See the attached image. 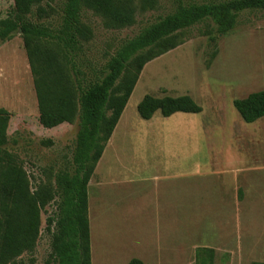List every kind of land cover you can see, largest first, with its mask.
I'll return each instance as SVG.
<instances>
[{
    "label": "rangeland",
    "instance_id": "rangeland-1",
    "mask_svg": "<svg viewBox=\"0 0 264 264\" xmlns=\"http://www.w3.org/2000/svg\"><path fill=\"white\" fill-rule=\"evenodd\" d=\"M221 0H157L138 8L135 23L113 28L85 9L92 30L78 64L87 78L101 75L120 45L179 4ZM14 0H0V20ZM34 24L56 30L64 0L41 4ZM138 5V3H137ZM182 43L148 62L126 108L95 165L89 183L92 264H196V250H215V264H264V118L243 121L233 101L264 89V10L240 14L236 27L219 33L203 22L180 34ZM64 60L62 47L41 38ZM216 55L211 59V55ZM72 81L75 91L76 86ZM190 95L197 114L156 112L142 119L137 105L147 95ZM0 108L11 113L5 149L24 167L32 192L46 189L54 199L42 212L41 235L24 264L53 260L47 218L56 213L57 177L70 171L79 123L47 129L39 122L33 77L23 38L17 31L0 39Z\"/></svg>",
    "mask_w": 264,
    "mask_h": 264
},
{
    "label": "trees",
    "instance_id": "trees-1",
    "mask_svg": "<svg viewBox=\"0 0 264 264\" xmlns=\"http://www.w3.org/2000/svg\"><path fill=\"white\" fill-rule=\"evenodd\" d=\"M44 1L49 0H14L8 16L0 20V39L7 40L17 31L22 34L39 122L44 128L72 123L79 109L72 168L58 175L56 213L47 218L53 260L46 264H92L89 183L144 66L178 47L182 31L212 22L219 33L225 34L236 27L241 13L264 10V0L179 4L173 12L123 42L94 79L86 77L77 59L93 35L83 22L84 10L94 11L109 27L123 28L135 23L138 8H153L157 0H64L63 17L56 30L29 19L34 7L39 17L47 13L41 5ZM41 38L56 41L64 51V60L41 45L37 41ZM215 55L216 51L211 59ZM233 104L244 122L262 119L264 89L235 99ZM137 111L142 119L150 120L156 112L170 117L176 113L197 114L202 107L190 95L147 94L138 103ZM11 116L7 109L0 108V264H24L21 256L34 252L41 235L42 212L54 199V193L46 189L32 192L24 167L15 154L5 149ZM214 260L213 248H197L196 264H215ZM127 264L145 262L132 258Z\"/></svg>",
    "mask_w": 264,
    "mask_h": 264
}]
</instances>
